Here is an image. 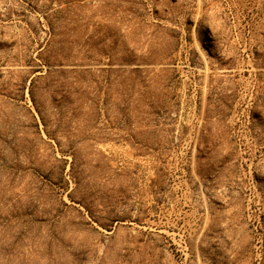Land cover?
<instances>
[{
	"label": "rangeland",
	"instance_id": "374dc122",
	"mask_svg": "<svg viewBox=\"0 0 264 264\" xmlns=\"http://www.w3.org/2000/svg\"><path fill=\"white\" fill-rule=\"evenodd\" d=\"M0 264H264V0H0Z\"/></svg>",
	"mask_w": 264,
	"mask_h": 264
}]
</instances>
